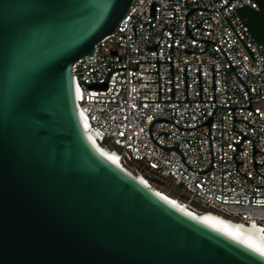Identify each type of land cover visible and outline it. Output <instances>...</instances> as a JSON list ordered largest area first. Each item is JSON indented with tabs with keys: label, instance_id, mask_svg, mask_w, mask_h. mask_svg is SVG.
Masks as SVG:
<instances>
[{
	"label": "water",
	"instance_id": "95a60500",
	"mask_svg": "<svg viewBox=\"0 0 264 264\" xmlns=\"http://www.w3.org/2000/svg\"><path fill=\"white\" fill-rule=\"evenodd\" d=\"M131 1L0 0V264H264L261 248L195 212L178 209L85 138L71 64L93 54L96 42L113 31ZM255 1L258 9L246 14L249 23L252 15L264 21V0ZM198 8L213 10L190 7L187 35L219 46L190 34L210 17L188 29L187 17ZM260 38L264 41V32ZM145 47L156 49V43ZM221 50L248 92L249 102L241 107L251 109L246 84ZM153 61L158 72L159 60ZM160 61H170L173 96L171 60ZM107 78L85 84L106 88ZM184 78L186 99L177 100L215 102L213 65V99H201L199 65V99H187L185 64ZM217 106L231 107L233 130H238L235 119L254 126L233 116L240 105ZM212 113L201 122L209 126L210 149ZM150 135L183 157L177 146H164ZM232 142L236 151L243 149L241 141ZM255 150L253 140L254 166L262 163L255 161ZM212 160L200 171L209 169ZM242 161L235 159L239 172Z\"/></svg>",
	"mask_w": 264,
	"mask_h": 264
},
{
	"label": "built area",
	"instance_id": "2783aa9c",
	"mask_svg": "<svg viewBox=\"0 0 264 264\" xmlns=\"http://www.w3.org/2000/svg\"><path fill=\"white\" fill-rule=\"evenodd\" d=\"M227 1L132 0L113 31L96 42L93 54L76 58L70 70L78 91L76 103L87 129L102 146L117 154L122 167L146 180L151 175L169 180L175 186L174 196L190 209L257 228L264 241V186H258L264 182V41L241 13L245 7L258 9L257 2L232 0L219 8ZM192 6L213 9L191 12L187 28L210 16L199 22L201 27L195 26L189 32L216 41L224 50L250 92L251 109L241 107L249 102L248 92L221 48L211 41L206 46L207 40L187 35L185 13ZM173 10L174 17H169ZM155 43L156 49L145 47ZM186 48L204 51L186 52ZM153 60H159L158 72ZM160 60H171L173 96L170 61ZM184 64L187 99H199L198 65L201 99H213V65L215 102L177 100L186 99ZM107 75L106 88L85 84L103 81ZM216 104L240 105L234 108L233 116L245 118L254 126L235 119L234 128L246 135L242 138L240 131L232 129L231 107L215 108ZM211 113L213 160L209 169L200 171L210 165L212 158L209 126L201 123ZM158 117L181 127L201 124L180 128L168 120L153 121ZM150 132L158 143L177 146L187 163L174 148L157 144ZM253 140L259 149L254 151V159L262 162L255 166ZM232 141H241L239 147L243 149L236 151ZM234 153L236 160H243L238 163L240 172L255 184L238 171Z\"/></svg>",
	"mask_w": 264,
	"mask_h": 264
},
{
	"label": "bare ground",
	"instance_id": "6f19581e",
	"mask_svg": "<svg viewBox=\"0 0 264 264\" xmlns=\"http://www.w3.org/2000/svg\"><path fill=\"white\" fill-rule=\"evenodd\" d=\"M75 89H76V93L78 95V91H77V87L75 85ZM77 104V103H76ZM80 109V108H79ZM82 113V112H81ZM83 115V114H82ZM84 119V136L85 138L88 140V142L98 151L100 152L103 156L107 157L109 160H111L114 164H116L118 167L122 168L123 170L127 171L128 173H130L131 175L135 176L138 178V180L140 182H142L143 184H145L148 188L152 189L154 192H156L157 194H160L161 196H163L165 199L169 200L175 207H177L178 209H182V210H188V211H192L195 212L205 218H207L208 220L214 222L215 224L249 240L250 242H252L253 244H255L256 246H258L259 248H261L264 251V241L262 238H260L258 236L259 231L256 230L255 228H251V226H246L244 224H236V223H230L224 219H222L219 216H216L214 214L211 213H204V212H198L195 210H192L188 207V205L186 203H184L183 201L178 200L177 198L173 197L170 194H167L165 192L159 191V190H155L151 187L149 180H146V178L141 175V174H134L131 173L130 171L126 170L124 167H122V165L118 162V156L115 152L108 150L107 148H105L104 146H102L96 139L94 134L89 131L87 129V122Z\"/></svg>",
	"mask_w": 264,
	"mask_h": 264
},
{
	"label": "rangeland",
	"instance_id": "374dc122",
	"mask_svg": "<svg viewBox=\"0 0 264 264\" xmlns=\"http://www.w3.org/2000/svg\"><path fill=\"white\" fill-rule=\"evenodd\" d=\"M149 182H150V185L153 189L165 192V193L170 194L173 197H175L174 196V194L176 193V190L174 188L175 186L173 187V185L171 184V182L169 180L161 179V178H155L154 176L151 175V176H149ZM175 198H177V197H175Z\"/></svg>",
	"mask_w": 264,
	"mask_h": 264
},
{
	"label": "flooded vegetation",
	"instance_id": "af4514ba",
	"mask_svg": "<svg viewBox=\"0 0 264 264\" xmlns=\"http://www.w3.org/2000/svg\"><path fill=\"white\" fill-rule=\"evenodd\" d=\"M250 24H251L252 29L258 31V33L263 34V32H264V28H263L264 21L259 19L257 16L252 15L251 20H250Z\"/></svg>",
	"mask_w": 264,
	"mask_h": 264
},
{
	"label": "trees",
	"instance_id": "16d2710c",
	"mask_svg": "<svg viewBox=\"0 0 264 264\" xmlns=\"http://www.w3.org/2000/svg\"><path fill=\"white\" fill-rule=\"evenodd\" d=\"M252 10H253V9H251V8L245 7V8H242V9H241V13H242L243 15H246L247 13H249V12L252 11ZM253 31H254L255 35H256L257 37L260 38L261 33H258V31L254 30V29H253Z\"/></svg>",
	"mask_w": 264,
	"mask_h": 264
},
{
	"label": "clouds",
	"instance_id": "9594fccd",
	"mask_svg": "<svg viewBox=\"0 0 264 264\" xmlns=\"http://www.w3.org/2000/svg\"><path fill=\"white\" fill-rule=\"evenodd\" d=\"M251 228H254V227L251 226ZM255 229L257 230V228H255ZM258 236L260 237V234H258Z\"/></svg>",
	"mask_w": 264,
	"mask_h": 264
}]
</instances>
